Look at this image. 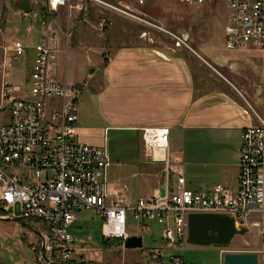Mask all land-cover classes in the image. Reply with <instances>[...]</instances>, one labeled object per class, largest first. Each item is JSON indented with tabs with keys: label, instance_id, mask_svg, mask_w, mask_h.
<instances>
[{
	"label": "crops",
	"instance_id": "obj_1",
	"mask_svg": "<svg viewBox=\"0 0 264 264\" xmlns=\"http://www.w3.org/2000/svg\"><path fill=\"white\" fill-rule=\"evenodd\" d=\"M20 1H4L3 31L10 42L20 39L27 45L23 62L31 66L34 49L18 37L17 24L32 15L26 27L30 33L38 14L47 10L48 0H29L27 16L18 8ZM116 1L161 24L172 20L174 29L185 21L189 28L178 32L195 49L189 46L190 52L184 50L169 34L157 33L153 40L144 31H131L135 23L130 21L125 27L121 24L125 19L117 14L101 18L99 12L105 7L89 0L69 1L52 13L50 23L59 31L61 49L57 78L83 87L76 101V139L106 147L111 164L127 166L129 178L139 181L140 194L133 201L122 171H118L115 184H107L109 191H119L120 200L134 203L172 188L174 178L166 176L161 162L151 160L142 140L143 129L162 127L169 128L167 152L172 160L181 161L187 188L208 191L216 184L235 188L241 134L254 123L239 93L261 109L263 54L251 46L225 48L226 0H203L198 7L180 0ZM101 20L106 25L100 29ZM114 24L118 28L112 32ZM68 27L70 36L66 39ZM43 31L42 26L38 42ZM97 35L107 43H96ZM210 66L224 76L215 75ZM155 155L160 157L158 150ZM148 225L152 232L147 233L153 235L151 223ZM36 230L33 235H37ZM245 234L249 236L248 248L229 252L258 253L264 249V232L259 228L251 227Z\"/></svg>",
	"mask_w": 264,
	"mask_h": 264
},
{
	"label": "built area",
	"instance_id": "obj_2",
	"mask_svg": "<svg viewBox=\"0 0 264 264\" xmlns=\"http://www.w3.org/2000/svg\"><path fill=\"white\" fill-rule=\"evenodd\" d=\"M89 1L124 11L119 3L115 6L104 0ZM180 1L197 7L203 2ZM226 2L225 48L251 46L263 54L264 61V0ZM67 3L68 0H48L47 10L38 16L44 31L40 42L33 46L34 57L24 84L10 79L14 63L26 52L27 45L22 40L11 42L9 55L0 63V206L13 210L18 205L20 213L16 218L36 224V239L30 246L31 263L74 264L76 245L69 228L76 219L75 213L83 209H94L103 222L102 238L118 239L121 246L132 235L128 230V213L141 231L151 233L148 224L159 225L158 234L164 246L150 250L155 260L163 257L164 248H184L190 213L229 214L236 229L257 227L263 234L264 77L261 109L253 107L239 93L254 123L241 134L235 188L222 184L208 191L187 188L181 161L172 160L167 152L169 128H146L142 131L146 150L152 161L162 163L166 176L174 178V185L163 195L140 197L134 203L120 200L108 189L111 159L107 148L76 139V101L83 87L57 78L59 31L50 19L58 7ZM105 25V20L99 22L100 29ZM171 35L176 43L189 47L180 36ZM2 38L0 26V42ZM155 150L160 157L155 156ZM257 255L258 264H264V249ZM168 257L170 264H184L179 255Z\"/></svg>",
	"mask_w": 264,
	"mask_h": 264
},
{
	"label": "rangeland",
	"instance_id": "obj_3",
	"mask_svg": "<svg viewBox=\"0 0 264 264\" xmlns=\"http://www.w3.org/2000/svg\"><path fill=\"white\" fill-rule=\"evenodd\" d=\"M4 1L5 0H0V26L2 30L4 26V17L2 15ZM69 1L72 2L73 0H68V2ZM104 1L114 4L115 6H119L116 0ZM103 7H105L104 9L102 8L104 14L103 12H99V14L102 15L101 18H105L104 15H106L111 19L110 15L117 14L125 19L121 21V24H124L125 27L131 23L130 21L135 23L132 27L133 29L131 28V31H144L146 33V37L150 36L153 40V37H157V33L163 34L166 37L169 35L173 37L171 34H175L180 36L182 39H185L188 46L193 47L192 43L189 42L190 40H188V38L186 39L180 32H178V29L189 28V25L186 24L185 21H181L182 24L180 26L182 27L174 29L172 26V20L167 21L166 24H161L154 21V19L150 18L148 15L141 14V12L131 11L121 6H119V8L124 11L109 8L107 9L110 11H107L106 6ZM152 10L155 12L157 11L155 8ZM32 13H34V11ZM38 16L40 15L38 14ZM31 17L32 15L25 18L24 21H19L17 24L19 29L17 33L18 37L23 39L30 48L38 43L37 32L42 29V26L37 21L32 23L33 29L31 32H26V27L28 26ZM2 20L3 23H1ZM105 20L107 21V19ZM116 28H118V24H114V26L110 28V31L115 32ZM8 39L9 38L5 36L3 31V38L0 42V63L2 62V58L8 56L10 53V45L13 40L10 42L11 39ZM95 40L96 43L97 41H100L102 44L107 43V40L102 39L99 35L95 37ZM165 40H169V38H165ZM182 48L190 52L183 44ZM23 59L24 57L18 59L10 71V79L22 84H24L23 79L26 75H28L30 70L29 67H31L29 63H24ZM219 70H217L219 74L215 73L213 70L212 71L219 77L221 74L223 75L222 71ZM111 163H113V161ZM108 168L106 179L107 184H115L118 178V171H122L123 175L121 176L123 178H121L125 180L128 185V194L132 201L135 200L140 194L137 186L139 181L129 178L131 172L128 170L127 166L117 167L116 164H111ZM115 194L117 197L123 198L122 193L119 191H116ZM0 213L6 214L5 216H12V218H1V216L4 215H0V264H32V251L30 246L32 244L33 237L36 238V235H33L32 233L36 224H26L22 220L16 218L20 213L18 205H16L13 210L9 207H3L2 210H0ZM75 218L76 219L70 226L69 231L75 238L76 249L73 253V261L76 264H170L168 257L170 254L179 255L184 264H220V257L222 254L224 255V253L229 252L228 250L247 249L249 245V236L246 234L235 235L228 244L222 246L193 245L186 242L182 250L164 248L163 257L155 260L151 257L150 250L153 247L164 246L163 240L158 234L160 232V227L158 225L151 223L154 233H152L153 235L148 234L146 231L140 230V225L137 224L128 213V230L131 234L140 235L142 237V246L135 249H125L121 246V244H118V242L111 246L110 244L106 245L103 243L101 235L103 222L94 209H83L77 211L75 213ZM255 240H258V238L256 237Z\"/></svg>",
	"mask_w": 264,
	"mask_h": 264
},
{
	"label": "water",
	"instance_id": "obj_4",
	"mask_svg": "<svg viewBox=\"0 0 264 264\" xmlns=\"http://www.w3.org/2000/svg\"><path fill=\"white\" fill-rule=\"evenodd\" d=\"M18 8L21 12L29 13L31 11L29 0H21ZM160 195H163L162 189ZM248 230L245 227L236 229L234 219L229 214L190 213L187 218V243L222 246L228 244L235 235H244ZM141 246L140 235H131L123 243L125 249ZM222 264H258V255L255 252H226Z\"/></svg>",
	"mask_w": 264,
	"mask_h": 264
},
{
	"label": "trees",
	"instance_id": "obj_5",
	"mask_svg": "<svg viewBox=\"0 0 264 264\" xmlns=\"http://www.w3.org/2000/svg\"><path fill=\"white\" fill-rule=\"evenodd\" d=\"M2 208L3 207L0 206V210H2ZM0 215H6V214L0 213ZM116 242H118V244H121V241H119L118 239H115V240H112V241L104 240L103 239V243L106 244V245H109L110 244V246L113 245V244H116ZM74 264H76V263H74Z\"/></svg>",
	"mask_w": 264,
	"mask_h": 264
},
{
	"label": "bare ground",
	"instance_id": "obj_6",
	"mask_svg": "<svg viewBox=\"0 0 264 264\" xmlns=\"http://www.w3.org/2000/svg\"><path fill=\"white\" fill-rule=\"evenodd\" d=\"M156 156V155H155Z\"/></svg>",
	"mask_w": 264,
	"mask_h": 264
}]
</instances>
